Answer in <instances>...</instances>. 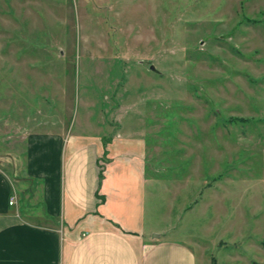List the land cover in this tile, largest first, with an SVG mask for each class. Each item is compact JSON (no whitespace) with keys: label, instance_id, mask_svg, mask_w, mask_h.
Listing matches in <instances>:
<instances>
[{"label":"rangeland","instance_id":"obj_1","mask_svg":"<svg viewBox=\"0 0 264 264\" xmlns=\"http://www.w3.org/2000/svg\"><path fill=\"white\" fill-rule=\"evenodd\" d=\"M60 124L143 137L146 217L197 264H264V0H0V166Z\"/></svg>","mask_w":264,"mask_h":264},{"label":"crops","instance_id":"obj_2","mask_svg":"<svg viewBox=\"0 0 264 264\" xmlns=\"http://www.w3.org/2000/svg\"><path fill=\"white\" fill-rule=\"evenodd\" d=\"M61 125L27 132L14 179L0 166V264H197L190 241L167 234L173 225L146 217V183L158 179L143 137ZM261 158L264 182V146Z\"/></svg>","mask_w":264,"mask_h":264},{"label":"built area","instance_id":"obj_3","mask_svg":"<svg viewBox=\"0 0 264 264\" xmlns=\"http://www.w3.org/2000/svg\"><path fill=\"white\" fill-rule=\"evenodd\" d=\"M15 202V196L11 195L9 199V203H14Z\"/></svg>","mask_w":264,"mask_h":264},{"label":"trees","instance_id":"obj_4","mask_svg":"<svg viewBox=\"0 0 264 264\" xmlns=\"http://www.w3.org/2000/svg\"><path fill=\"white\" fill-rule=\"evenodd\" d=\"M101 177H102V172H101V170H100V172H99V180L101 179ZM262 243H263V245H264V238L262 239Z\"/></svg>","mask_w":264,"mask_h":264}]
</instances>
